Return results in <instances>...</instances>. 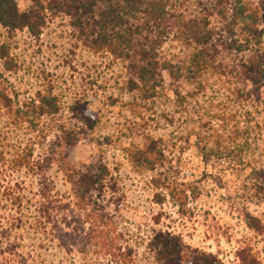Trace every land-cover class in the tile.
I'll use <instances>...</instances> for the list:
<instances>
[{
    "label": "rangeland",
    "instance_id": "rangeland-1",
    "mask_svg": "<svg viewBox=\"0 0 264 264\" xmlns=\"http://www.w3.org/2000/svg\"><path fill=\"white\" fill-rule=\"evenodd\" d=\"M17 4L26 12L32 0ZM185 52L172 39L163 42L156 86L143 93L128 84L122 61L87 47L65 16H48L38 37L0 27V155L6 162L27 156L34 166L41 163L55 189L66 194L70 186L58 166L42 161L48 151L63 150L81 172L106 165L116 192L106 191L103 211L121 221L125 239L140 253L148 251L152 233L166 231L181 238L186 256L213 253L225 264H240L235 252L247 244L264 264V237L243 216L248 211L264 220V194L247 198L252 177L246 165L264 150V138L254 131L259 108L235 97L224 74L178 78ZM258 92L264 101V87ZM44 96H55L59 111L39 118L33 108ZM248 125L254 142L242 155L238 147L229 154L228 138L237 131L243 137ZM150 141L149 161L138 160ZM23 171L13 178L41 187L39 170L30 177ZM23 236L19 251L33 255L29 264H81L76 253L30 229Z\"/></svg>",
    "mask_w": 264,
    "mask_h": 264
},
{
    "label": "trees",
    "instance_id": "trees-1",
    "mask_svg": "<svg viewBox=\"0 0 264 264\" xmlns=\"http://www.w3.org/2000/svg\"><path fill=\"white\" fill-rule=\"evenodd\" d=\"M58 15L69 19L87 47L122 61L128 84L143 93L153 88L160 75L162 43L172 39L181 44L186 61L184 73L177 70V77L192 82L204 72L224 74L235 97L248 107L259 108L254 131L263 140L264 101L257 99L264 87V0L258 4L252 0H32L26 12L19 10L17 0H0V27L8 32L27 30L38 37L47 17ZM58 111L55 96L41 97L33 108L39 118ZM84 118L91 120L86 115ZM250 131L248 125L243 137H237V131L228 138L229 154L235 147L240 154L250 148L254 142ZM152 144L150 141L139 153L138 160L149 161ZM215 151L210 150L209 155L218 157ZM241 155L244 161L246 157ZM41 158L47 168L58 166L70 193L55 189L48 170L40 169L41 163L34 166L27 162V156L6 162L0 155V264L33 261V255L19 251L27 229L43 240L56 242L65 253H76L81 264H225L213 253L184 255L181 238L166 231L152 233L148 251L140 253L136 243L125 239L121 221L103 211L106 191L116 192L115 185L109 183L113 178L106 165L81 172L63 150L57 149ZM246 166L252 177V192L247 198L257 199L264 194V150ZM22 170L29 177L39 170L41 187L13 178ZM31 208L33 215L27 213ZM243 216L247 227L264 237V220L248 211ZM235 258L240 264H262L247 244L236 250Z\"/></svg>",
    "mask_w": 264,
    "mask_h": 264
}]
</instances>
